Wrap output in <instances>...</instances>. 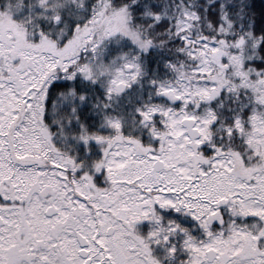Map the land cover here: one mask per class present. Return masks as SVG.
<instances>
[{"label":"snow or ice","instance_id":"obj_1","mask_svg":"<svg viewBox=\"0 0 264 264\" xmlns=\"http://www.w3.org/2000/svg\"><path fill=\"white\" fill-rule=\"evenodd\" d=\"M0 264H264V0H0Z\"/></svg>","mask_w":264,"mask_h":264}]
</instances>
